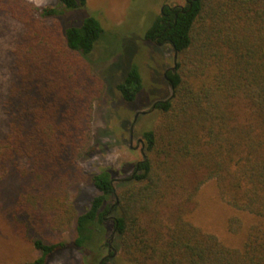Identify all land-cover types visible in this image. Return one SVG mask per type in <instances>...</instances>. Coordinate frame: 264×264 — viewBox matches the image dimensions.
Instances as JSON below:
<instances>
[{"label": "trees", "instance_id": "16d2710c", "mask_svg": "<svg viewBox=\"0 0 264 264\" xmlns=\"http://www.w3.org/2000/svg\"><path fill=\"white\" fill-rule=\"evenodd\" d=\"M85 3L0 0V21L22 26L7 65L0 179L12 171L26 178L13 218L39 252L0 264H46L66 247L49 234L71 229V244L83 251L96 232L106 234L109 211L131 264H264V0H189L164 4L153 17L144 38L172 47L171 93L154 102L156 119L141 134L144 155L120 182L109 168L87 174L79 163L97 152L92 113L105 84L86 55L103 28L95 14L60 18ZM116 88L133 101L142 90L137 68ZM211 180L223 202L251 216L229 220L231 232L245 231L236 247L192 220L189 203ZM85 182L98 193L79 212L69 190Z\"/></svg>", "mask_w": 264, "mask_h": 264}, {"label": "rangeland", "instance_id": "374dc122", "mask_svg": "<svg viewBox=\"0 0 264 264\" xmlns=\"http://www.w3.org/2000/svg\"><path fill=\"white\" fill-rule=\"evenodd\" d=\"M37 5H58L59 0H29ZM164 4L184 6L186 0H86L79 11H68L60 20H77L86 14H95L103 28L101 40L86 58L93 71L105 84V93L96 101L92 113V134L97 152L80 159L79 163L87 174L109 168L116 182L131 176L133 166L143 157L141 152L142 132L151 127L157 116L152 103L168 97L171 93L164 78L166 69L174 65V53L169 43L157 45L144 37L146 30ZM85 14V15H86ZM22 32V26L14 20L0 21V136L6 128L2 111V100L8 83V61ZM132 67H136L142 78V90L133 101H124L116 84L124 80ZM151 108V109H150ZM154 109V110H153ZM136 116V113L141 111ZM135 120V122H133ZM130 133L133 137L130 140ZM26 178L12 171L0 179V261H21L27 256H37L19 234L13 214L19 193ZM70 199L83 212L89 205V198L98 193L89 182L74 185L69 190ZM192 220L205 232L213 233L225 244L236 247L244 239L245 231L233 233L229 230V220L239 216L244 223L251 216L239 212L221 200L214 181H207L199 188L195 200L189 203ZM113 213L108 212L105 222L106 234L96 232L97 239L83 251L71 244L74 229L63 234L50 233L52 241L63 239L66 247L51 254L46 264H80L83 255L86 264H98V260L108 253L107 239L112 233ZM102 238L100 245L98 241ZM111 246L115 255L111 264H131L125 261L118 243L113 236Z\"/></svg>", "mask_w": 264, "mask_h": 264}, {"label": "flooded vegetation", "instance_id": "af4514ba", "mask_svg": "<svg viewBox=\"0 0 264 264\" xmlns=\"http://www.w3.org/2000/svg\"><path fill=\"white\" fill-rule=\"evenodd\" d=\"M189 0H186V2H188ZM156 43V42H155ZM157 45H160L159 43H156ZM169 70H171V69H166L165 70V73H164V78L165 79H167V72L169 71ZM152 107H154V102L152 103V105H151ZM151 107V108H152ZM133 122H135V120L133 121ZM132 137H133V135H132V133H130V140H132ZM138 143H140V144H142L141 143V141H138ZM113 236H114V234H113ZM113 236H112V238H113ZM112 238H111V240H112ZM111 240H109V238L107 239V246H108V253L106 254V255H104V256H102L99 260H98V264H101L102 263V261H104V260H110V259H112L113 257H114V255H115V249L111 246ZM104 264H111V263H108V262H105Z\"/></svg>", "mask_w": 264, "mask_h": 264}, {"label": "water", "instance_id": "95a60500", "mask_svg": "<svg viewBox=\"0 0 264 264\" xmlns=\"http://www.w3.org/2000/svg\"><path fill=\"white\" fill-rule=\"evenodd\" d=\"M174 68H175V54H174V65L170 68L171 70H174ZM153 108V107H152ZM147 111L145 110V111H141V112H138V113H136V116L138 115V114H140V113H146ZM138 141H141V139H139ZM141 145H142V148H141V152L143 153V142L141 141ZM144 155V154H143ZM113 232L110 234V236H109V240H111V238H112V236H113Z\"/></svg>", "mask_w": 264, "mask_h": 264}]
</instances>
